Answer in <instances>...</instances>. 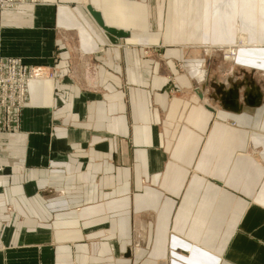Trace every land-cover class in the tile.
<instances>
[{"label":"crops","instance_id":"obj_1","mask_svg":"<svg viewBox=\"0 0 264 264\" xmlns=\"http://www.w3.org/2000/svg\"><path fill=\"white\" fill-rule=\"evenodd\" d=\"M234 42L239 72L201 54ZM0 56L37 76L0 133V264H264V0H24Z\"/></svg>","mask_w":264,"mask_h":264},{"label":"built area","instance_id":"obj_2","mask_svg":"<svg viewBox=\"0 0 264 264\" xmlns=\"http://www.w3.org/2000/svg\"><path fill=\"white\" fill-rule=\"evenodd\" d=\"M23 3L24 0H0V14ZM36 77L20 60L0 56V133L17 130L27 85Z\"/></svg>","mask_w":264,"mask_h":264},{"label":"rangeland","instance_id":"obj_3","mask_svg":"<svg viewBox=\"0 0 264 264\" xmlns=\"http://www.w3.org/2000/svg\"><path fill=\"white\" fill-rule=\"evenodd\" d=\"M235 44H238L237 46H233ZM227 46V47H226ZM231 46H233V49L238 50V54L241 53L242 49H247L249 48V46L243 45L241 42L237 43H231V44H227V45H221V46H212L211 48H208L209 52L206 51V49L203 48V51H201V54H203L204 56L208 55V54H213V55H217L218 56V63H220L221 65H225V68H223L224 70L231 64L236 65L235 66V70H237L238 72L241 71V69L237 66L238 64V60L239 57L237 59H232L230 58L231 56L228 55L227 53V49H229ZM253 47V46H252ZM207 48V47H206ZM211 49V50H210Z\"/></svg>","mask_w":264,"mask_h":264},{"label":"water","instance_id":"obj_4","mask_svg":"<svg viewBox=\"0 0 264 264\" xmlns=\"http://www.w3.org/2000/svg\"><path fill=\"white\" fill-rule=\"evenodd\" d=\"M88 11L91 15V17L94 19V21L96 22L97 26L103 30L105 33L109 34L110 36H113L115 38H126L127 34L123 31H120V30H116L114 28H110V27H107L105 26L103 20H102V17L100 15V13L96 12L95 10L91 9V8H88ZM226 95V96H225ZM223 96V99H222V102L224 101L225 104L229 102L230 105H233L232 103V100H234V98H236V93L233 91V90H230L227 94H222ZM249 98H247V103L249 101L252 102V106H254V104H256L257 102L254 100L252 101L253 99L250 98L251 96H248ZM227 98V100H226ZM229 100V101H228ZM250 103V102H249Z\"/></svg>","mask_w":264,"mask_h":264},{"label":"bare ground","instance_id":"obj_5","mask_svg":"<svg viewBox=\"0 0 264 264\" xmlns=\"http://www.w3.org/2000/svg\"><path fill=\"white\" fill-rule=\"evenodd\" d=\"M220 94V93H219Z\"/></svg>","mask_w":264,"mask_h":264}]
</instances>
